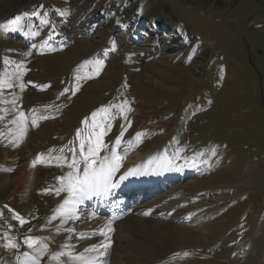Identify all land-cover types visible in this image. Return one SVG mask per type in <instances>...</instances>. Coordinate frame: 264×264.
I'll return each mask as SVG.
<instances>
[{"label": "rangeland", "instance_id": "374dc122", "mask_svg": "<svg viewBox=\"0 0 264 264\" xmlns=\"http://www.w3.org/2000/svg\"><path fill=\"white\" fill-rule=\"evenodd\" d=\"M0 79L13 85L0 88V183L8 179L0 253L8 261L28 253L27 264H53L57 239L42 233L65 195L57 178L81 155V140L86 149L99 137L107 147L98 162L115 151L119 170L160 143L193 153L207 186L188 188L171 214L205 242L177 258L247 262L245 245L264 227V0H0ZM38 157L58 164L37 165L29 193L14 192ZM260 241L254 258L264 264Z\"/></svg>", "mask_w": 264, "mask_h": 264}, {"label": "bare ground", "instance_id": "6f19581e", "mask_svg": "<svg viewBox=\"0 0 264 264\" xmlns=\"http://www.w3.org/2000/svg\"><path fill=\"white\" fill-rule=\"evenodd\" d=\"M140 153L129 155L127 160L132 161L131 166L126 170L118 169L113 174L111 182L117 185L115 188L105 192L101 187L83 199H73L67 191L65 195L63 193L64 198L55 206L53 214L47 215L45 224L50 223L46 227L48 230L43 233L41 231L43 235L57 239L54 249L56 253L54 251L51 260L53 264H185L186 261H181L182 257L177 258L179 255H176V251L182 250L185 245H201L205 242L192 235L186 225H181L179 216L171 214L187 202L182 194L188 188L203 189L207 186L208 181L198 177L199 162L193 153L188 149H170L164 143L158 144L145 155ZM80 158L84 161L82 166L76 164ZM40 159L30 160L28 168L15 178L14 192L18 191L25 196L29 193L37 165L48 167L58 164L48 159L42 162ZM73 162L76 168L72 167ZM64 165L67 169L62 184L66 185L69 173L83 175L85 160L82 155H78L77 160H67ZM129 170L135 174L121 180L120 177ZM250 178L252 177L248 180ZM7 180H3L0 186L6 185ZM65 200L70 201L64 211H70L71 218L57 214ZM125 203L131 210L118 222H110L101 213L103 209L114 210ZM51 216H55V219ZM263 236L264 227L253 237L254 240L245 245L250 257L246 263V259L243 260L242 264H261L259 257H254L262 249L260 238ZM257 242L260 246H257ZM93 246L95 250L85 251ZM42 248L43 244L39 243L36 248L29 249V252L35 258L43 252ZM61 253L72 255L62 256ZM77 255L81 258H75ZM27 258L30 259L26 256L22 261L13 263L0 253V264H27L30 261ZM167 260L172 261L169 263Z\"/></svg>", "mask_w": 264, "mask_h": 264}, {"label": "snow or ice", "instance_id": "6c2138e0", "mask_svg": "<svg viewBox=\"0 0 264 264\" xmlns=\"http://www.w3.org/2000/svg\"><path fill=\"white\" fill-rule=\"evenodd\" d=\"M11 88L13 85L12 83L5 84V81L3 79H0V88L3 87ZM23 87V85H21ZM65 91H68V89H65ZM12 104L15 105V101H12ZM98 111H106L105 109H100ZM93 117L96 116V113L92 114ZM23 120H24V113H20V131L23 134L24 128H23ZM14 123H17V121H13ZM84 123H87L85 121ZM103 135V133H101ZM140 135V134H138ZM80 136V130H77V137ZM121 142L120 137H117L115 144L119 145ZM102 147H107V145H104L99 137L95 141H93L91 138L87 141V148L85 149V141L81 140L80 142V152L81 155H83V158L85 160V167L83 169V175H74L73 173H69L67 177V184L63 185L57 189V194H59L60 191H67L73 199H83L84 197L88 196L89 193L96 191L100 189L101 187L104 189V191H108L110 188H115L117 185L111 182V177L113 174L118 170L119 168V157L115 151H112L111 155L108 157H103L99 159L98 157L99 153ZM86 151V154H85ZM73 168H76L75 162L72 164ZM79 169H77V172ZM135 174L132 170H129L124 176H121L120 179L123 180L127 176ZM61 181H63L64 177L57 178ZM70 201L65 200L64 204L60 206V209H58L57 214L61 216H69L71 218V212L70 211H64L65 207L69 204ZM7 207V206H5ZM14 219L18 220L20 224L25 223L24 219L20 217L18 214L14 215ZM55 219V216L53 217ZM25 243L27 244L28 248H33L36 240L33 237H26ZM5 247H12L15 248L17 245L11 241H8L7 244L4 245ZM44 247H47L45 245ZM95 250V246H93L92 249H85V251H91ZM28 253H25V256H28ZM60 255L64 256H70L71 253H61ZM187 255V253H185ZM75 258H81L79 255ZM32 264H39V261L33 260Z\"/></svg>", "mask_w": 264, "mask_h": 264}]
</instances>
